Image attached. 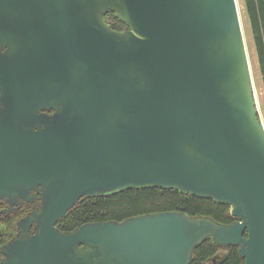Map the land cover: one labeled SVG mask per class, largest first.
I'll list each match as a JSON object with an SVG mask.
<instances>
[{"label": "water", "instance_id": "obj_1", "mask_svg": "<svg viewBox=\"0 0 264 264\" xmlns=\"http://www.w3.org/2000/svg\"><path fill=\"white\" fill-rule=\"evenodd\" d=\"M0 95V199L40 198L0 264H191L210 237L264 264V120L238 0H0ZM157 187L235 220L57 226L85 198Z\"/></svg>", "mask_w": 264, "mask_h": 264}, {"label": "trees", "instance_id": "obj_2", "mask_svg": "<svg viewBox=\"0 0 264 264\" xmlns=\"http://www.w3.org/2000/svg\"><path fill=\"white\" fill-rule=\"evenodd\" d=\"M249 17L259 68L264 87V0H244ZM107 21L117 30L127 27L114 12L106 15ZM168 210L185 211L191 215H209L224 223L235 220L230 206L213 199L183 194L175 189L143 188L130 189L112 196L85 198L57 226L65 231L73 230L91 221H122L127 217ZM16 232L15 225L0 228V245ZM239 246L220 245L213 237L208 238L194 251L191 264H242Z\"/></svg>", "mask_w": 264, "mask_h": 264}, {"label": "flooded vegetation", "instance_id": "obj_3", "mask_svg": "<svg viewBox=\"0 0 264 264\" xmlns=\"http://www.w3.org/2000/svg\"><path fill=\"white\" fill-rule=\"evenodd\" d=\"M127 27L122 28L126 29ZM1 100V95H0ZM1 107V103H0ZM35 190L31 191V195ZM40 207V198L39 196L35 201H28L24 198H19L16 204H13L8 198L0 199V228L5 229L7 225H15L16 232L15 234L8 239L5 243L0 245V250L2 247L7 244L18 232V221L25 215H27L33 209H39Z\"/></svg>", "mask_w": 264, "mask_h": 264}, {"label": "rangeland", "instance_id": "obj_4", "mask_svg": "<svg viewBox=\"0 0 264 264\" xmlns=\"http://www.w3.org/2000/svg\"><path fill=\"white\" fill-rule=\"evenodd\" d=\"M239 10L242 19L243 31L247 44V49L250 57L251 68L254 77L255 91L259 101L260 113L264 120V87L262 81V75L259 68L257 50L254 43V37L252 34L249 17L246 12L245 1L238 0Z\"/></svg>", "mask_w": 264, "mask_h": 264}]
</instances>
